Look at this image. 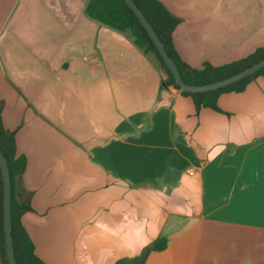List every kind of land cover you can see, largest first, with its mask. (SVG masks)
<instances>
[{
  "label": "crops",
  "instance_id": "crops-1",
  "mask_svg": "<svg viewBox=\"0 0 264 264\" xmlns=\"http://www.w3.org/2000/svg\"><path fill=\"white\" fill-rule=\"evenodd\" d=\"M88 1L0 0V120L36 257L264 264V76L197 107ZM157 1L192 69L264 48V0Z\"/></svg>",
  "mask_w": 264,
  "mask_h": 264
},
{
  "label": "trees",
  "instance_id": "trees-1",
  "mask_svg": "<svg viewBox=\"0 0 264 264\" xmlns=\"http://www.w3.org/2000/svg\"><path fill=\"white\" fill-rule=\"evenodd\" d=\"M141 10L146 20L151 24L160 41L164 44L167 54L174 61L184 83L190 85H205L230 77L243 69L264 58V48L257 49L254 53L239 61L221 67H212L204 64L202 69L196 70L188 67L178 56L172 44V31L177 24L174 19L157 0H132ZM86 14L96 22L105 25L117 32L130 36L133 44L144 54L152 56L159 66L165 71L167 80L165 85H172L178 89L170 71L165 67L157 49L147 36L145 30L139 24L133 12L128 9L123 0H89L86 6ZM258 76H264V68L252 76L228 87L213 92L201 94H188L197 107L205 106L218 110L216 98L225 92H241L245 86ZM0 150L5 157L10 173L11 182V222L12 238L16 264H43L33 251L32 242L21 223L22 215L29 210L28 203L19 204L15 200V183L24 169V162L15 159V145L12 135L5 133L0 120ZM2 178L0 172V255L3 264H6L3 222H2ZM166 247V240L160 238L151 249L162 251Z\"/></svg>",
  "mask_w": 264,
  "mask_h": 264
},
{
  "label": "water",
  "instance_id": "water-1",
  "mask_svg": "<svg viewBox=\"0 0 264 264\" xmlns=\"http://www.w3.org/2000/svg\"><path fill=\"white\" fill-rule=\"evenodd\" d=\"M125 5L130 9L135 17L137 18L141 27L147 33V36L153 43L154 47L157 49L165 67L170 71L171 75L174 78L175 84L181 92L188 94H201L206 92H213L219 89L233 85L244 78L254 75L258 71L264 68V58L260 61L252 64L251 66L243 69L242 71L234 74L225 79L215 81L205 85H190L183 82L179 71L176 67L174 61L169 57L164 47V44L160 41L156 32L154 31L151 24L146 20L141 10L137 8L135 3L132 0H123ZM0 172L2 178V191H3V200H2V222H3V235H4V246H5V256L6 264H16L14 247H13V238H12V222H11V182H10V173L7 165V161L3 156L0 150Z\"/></svg>",
  "mask_w": 264,
  "mask_h": 264
}]
</instances>
